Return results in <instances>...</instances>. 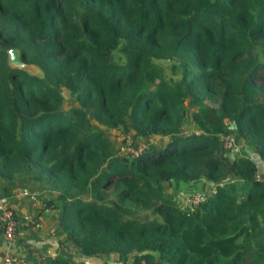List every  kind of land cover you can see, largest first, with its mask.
<instances>
[{"label": "trees", "instance_id": "obj_1", "mask_svg": "<svg viewBox=\"0 0 264 264\" xmlns=\"http://www.w3.org/2000/svg\"><path fill=\"white\" fill-rule=\"evenodd\" d=\"M12 47L43 75L10 65ZM161 60L180 76L167 78ZM62 88L77 105H62ZM91 119L166 139L130 157ZM188 123L197 131L184 135ZM230 129L251 157L223 147L218 134ZM257 163L263 170L264 0H0V191L24 178L46 186L56 230L80 254L264 264ZM198 179L209 189L195 205L163 190ZM144 210L153 217L139 219Z\"/></svg>", "mask_w": 264, "mask_h": 264}, {"label": "rangeland", "instance_id": "obj_2", "mask_svg": "<svg viewBox=\"0 0 264 264\" xmlns=\"http://www.w3.org/2000/svg\"><path fill=\"white\" fill-rule=\"evenodd\" d=\"M12 48H14V47H12ZM9 50H8V52H9ZM16 50L18 52V49H16ZM8 61L15 68L22 69L29 74L36 75V76H42L43 75L41 68L36 64L25 63L19 59H12V58H10L9 54H8ZM160 64L163 66L164 74L167 78L176 79L180 76L178 69H174V68L172 69L171 68V62L170 61L161 60ZM61 94L63 96L62 105L65 108L71 107V106L76 104V102H74L73 95L66 88L61 89ZM205 103H207L210 107H213V108H216L218 106V104L213 100H207ZM90 122L92 123V125L95 129L102 131V133L107 138L109 137V139H110L109 146L113 151H116V150L119 151L121 147H123V148L126 147V148H124L125 150H137L140 147L142 149L145 148L144 150H146L147 148L161 146L163 144L164 140L166 139V137L151 136L146 140H144V139L140 140V139H137L136 137H133L131 134V129H128L125 126L119 127L121 130H118V131H117V129H111L109 131L107 128L101 127V125L96 124V121H94L92 119L90 120ZM196 131L190 123H188L187 125H184L182 128V133L184 135L185 134L188 135V134L196 132ZM230 133H231V129H230ZM123 139L126 140L128 143L126 141L124 142ZM121 140H123V142H121ZM236 141L234 142L235 145L232 149L233 150L232 156L241 155V154H244L245 152L248 153V151H246V150H248L247 144H245L243 141H240L239 139H237ZM240 142H241V144H243V146H242L243 149L239 147ZM227 154H229V153H227ZM261 167H262V165L260 163H257V169L260 170ZM258 170L256 172L257 177H259V174H260L258 172ZM21 182H22V184H21L22 186L29 188L30 190L34 191L36 194L39 193L40 194L39 196L42 198V200L44 199V196L46 198L47 196L49 197V195L51 197L53 195V192L51 194L49 192H47L48 194L45 192V190H47V189H45L46 186H43V187L38 186L37 187L28 178L27 179L24 178ZM196 182H204V180L198 179V180H196ZM182 186L185 187L186 189H182L181 187H178V186L176 187L174 184L168 186L165 183H163V190L166 193H172V196L175 197L174 199L179 201V203L181 201V204H182V201L187 196H190V195H193L196 193H202L205 196L206 195L205 192H207V190L209 189L207 187H204V188H200L201 190L197 191V190H193L192 188H190L192 186L191 184L182 185ZM188 188H190V189H188ZM198 188H199V186H198ZM198 188H196V189H198ZM112 196H113V194H111L109 192L107 198L109 197V199H111ZM182 206H183V204H182ZM138 214L139 215L137 217L139 219H146V218L151 219L153 217V214L151 213L150 210L140 211V212H138ZM20 232H21V230L18 231V234H20ZM68 245L70 246V249L72 252H75L76 254H80L78 249L74 245H72L69 242H68ZM80 255H82V254H80ZM80 257H84V256L82 255ZM82 259H83V260H81L82 264H114V262H113L114 256L113 255H107V256L106 255H99V256H93L92 255V256H88V258H87L88 260L85 257Z\"/></svg>", "mask_w": 264, "mask_h": 264}, {"label": "crops", "instance_id": "obj_3", "mask_svg": "<svg viewBox=\"0 0 264 264\" xmlns=\"http://www.w3.org/2000/svg\"><path fill=\"white\" fill-rule=\"evenodd\" d=\"M239 140L242 141L241 139ZM235 141L236 139L234 142ZM234 145L235 144L233 143V146ZM250 152L251 151H248L247 156H250ZM253 156L254 155H252V157ZM263 170L259 171L262 172ZM180 185L181 184H177L178 187L186 189ZM191 185L192 186L190 188L197 191L201 190L200 188H204V186L209 188V185L204 182H194ZM20 188L30 190L29 188L20 185L14 187L13 190L10 191L9 200L14 211L17 214L30 212L31 214L36 215L38 220H40L42 223V228L39 230H21L20 234L17 233L14 241L8 247V250L24 260L25 264H46L49 260L54 258H64L74 262L75 264H82V258L85 257L87 259L88 256L83 255L84 257H80L82 255L71 251L68 241L64 237L63 233L56 230L53 222L55 218L54 211L45 206V203L43 202L44 200H42V198L39 196V193H37V198L33 202L27 198L17 197L15 192ZM3 248L4 245L2 243V237L0 236V264H2L1 253Z\"/></svg>", "mask_w": 264, "mask_h": 264}, {"label": "built area", "instance_id": "obj_4", "mask_svg": "<svg viewBox=\"0 0 264 264\" xmlns=\"http://www.w3.org/2000/svg\"><path fill=\"white\" fill-rule=\"evenodd\" d=\"M219 140L221 141L224 148L230 149L233 145L234 139L230 133L222 132L219 134ZM125 141L126 140H124V142ZM124 148L121 147L119 152L126 153L130 157H136L145 149H142L140 147L137 150H125ZM255 176L257 177L256 173ZM15 194L17 197L27 198L32 202L35 201L37 198V194L34 191L25 188L18 189ZM204 199L205 196L202 193H196L184 198L182 204L184 207L195 205L203 201ZM41 228L42 223L40 222V220H38L36 215L31 214L30 212L17 214L10 203L9 196L3 194L0 191V236L2 237V243L4 245V248L1 253L2 264H25L24 260H22L17 255L11 253L8 250V247L14 241V238L16 237L18 231L24 229L39 230Z\"/></svg>", "mask_w": 264, "mask_h": 264}, {"label": "water", "instance_id": "obj_5", "mask_svg": "<svg viewBox=\"0 0 264 264\" xmlns=\"http://www.w3.org/2000/svg\"><path fill=\"white\" fill-rule=\"evenodd\" d=\"M7 54H9L10 55V58H12V59H19L20 60V58H19V52H17V50L15 49V48H11L10 50H9V52L7 51ZM9 62V61H8ZM10 64V63H9ZM11 65V64H10ZM13 66V65H12ZM14 67V66H13Z\"/></svg>", "mask_w": 264, "mask_h": 264}, {"label": "clouds", "instance_id": "obj_6", "mask_svg": "<svg viewBox=\"0 0 264 264\" xmlns=\"http://www.w3.org/2000/svg\"><path fill=\"white\" fill-rule=\"evenodd\" d=\"M224 124H225V126L226 127H229L230 125H231V122H230V120H226L225 122H224ZM225 132H228V133H230V131H225ZM220 134V133H219ZM219 134H218V138H219ZM230 134H232V133H230ZM232 136H233V134H232ZM233 139L235 140V138H234V136H233ZM234 140H233V143H234ZM233 146V145H232ZM232 148V147H231ZM230 148V149H231ZM230 149H228V150H230ZM9 196V195H8Z\"/></svg>", "mask_w": 264, "mask_h": 264}]
</instances>
